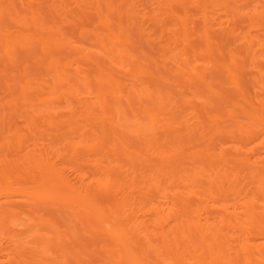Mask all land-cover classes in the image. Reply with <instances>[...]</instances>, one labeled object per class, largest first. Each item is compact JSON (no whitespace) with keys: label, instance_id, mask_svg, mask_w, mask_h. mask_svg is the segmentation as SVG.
Listing matches in <instances>:
<instances>
[{"label":"bare ground","instance_id":"6f19581e","mask_svg":"<svg viewBox=\"0 0 264 264\" xmlns=\"http://www.w3.org/2000/svg\"><path fill=\"white\" fill-rule=\"evenodd\" d=\"M0 264H264V0H0Z\"/></svg>","mask_w":264,"mask_h":264},{"label":"rangeland","instance_id":"374dc122","mask_svg":"<svg viewBox=\"0 0 264 264\" xmlns=\"http://www.w3.org/2000/svg\"><path fill=\"white\" fill-rule=\"evenodd\" d=\"M23 202H24V201H22V200H19V201L17 200V201H16V203H23ZM79 234H80V233H79ZM73 239L78 240L79 238H78V237H77V238H76V237H73ZM80 241H86V240H83V239H82V240H80Z\"/></svg>","mask_w":264,"mask_h":264}]
</instances>
